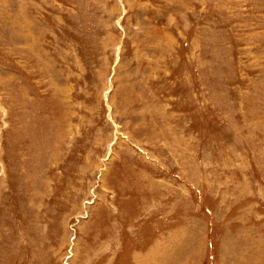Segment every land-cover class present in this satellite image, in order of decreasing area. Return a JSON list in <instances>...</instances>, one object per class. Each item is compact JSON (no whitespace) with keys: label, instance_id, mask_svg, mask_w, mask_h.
<instances>
[{"label":"rangeland","instance_id":"1","mask_svg":"<svg viewBox=\"0 0 264 264\" xmlns=\"http://www.w3.org/2000/svg\"><path fill=\"white\" fill-rule=\"evenodd\" d=\"M0 264H264V0H0Z\"/></svg>","mask_w":264,"mask_h":264}]
</instances>
